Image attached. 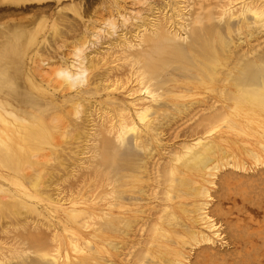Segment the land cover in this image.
I'll list each match as a JSON object with an SVG mask.
<instances>
[{"label":"bare ground","instance_id":"obj_1","mask_svg":"<svg viewBox=\"0 0 264 264\" xmlns=\"http://www.w3.org/2000/svg\"><path fill=\"white\" fill-rule=\"evenodd\" d=\"M13 1L16 0H11L12 4ZM105 1L110 8L117 7L118 11V6L123 5L122 0ZM141 1L143 3L140 4L136 1L135 6L139 4L142 8L133 10L130 7V14H124L122 10L116 14L122 18L121 23L111 17L104 27L108 33L107 41L121 48L119 53L123 54L124 60L130 61V78L135 77L139 84V87L127 88L129 103L113 92L122 86L106 83L104 72L96 71L101 69L98 66L102 60L91 55L102 52L99 51L102 44L100 42H92L94 47L87 53L83 43L88 41H77L70 51L72 56L62 57L61 64L54 69V61L47 57H41L39 62L35 60V67L47 85L38 81L23 63V56L28 48L35 46L39 41L37 34L30 36L37 27L35 31L32 28L29 35L31 39L28 41L26 38L27 43L22 40L25 31L20 32L17 28L20 32H15L17 37H11L13 39L10 41V33L6 34L9 40L0 46V88L3 90L0 94V105L3 107V110L0 109V164L13 173L10 176L0 174V177L15 186V189H12L0 183V221L7 217L25 221L24 216L32 212L51 223V213L59 217L62 212L64 218L59 219L62 225L65 224L64 231H68L70 242L66 241L63 236L65 234L62 235L56 228L52 231L53 235L49 232L50 235L47 236L46 230L42 234L33 225L35 230L31 232V229V233L28 231L27 235L23 234L24 238L28 239L29 234L31 236L39 230L41 234L37 232L32 235L28 245L34 243L33 247L29 246L30 250L33 248L35 252H39V258L47 259L49 264H113V261L106 259L104 255L111 249L120 250L121 243L113 240L109 233L122 231L130 236V264H187L191 252L194 249L196 251V247H205V255H201L199 251V256H204L203 259L227 262L233 248H229V245L223 248L222 244L227 242L223 239V233L235 228H226L228 230L223 232V226L216 221L215 215H212V190L217 183L215 179L222 170L225 172L235 168L244 171L248 169L249 162L231 147V141L228 137L225 138V135L234 133L252 137L255 145L247 147L244 152L252 159L251 164L256 167L264 164V48L262 44L261 48H258L260 45L256 46L254 43L253 49L244 46L246 39L251 42V39L260 34L264 36V0H241V9L238 11L233 8L232 0L222 9L216 4L217 0ZM22 2L19 0L17 5ZM135 9V15L132 16L131 13H134ZM188 16L193 19L188 20ZM238 16L239 22L237 27H234L231 19ZM224 20L226 25L221 24ZM129 21L130 35L127 27ZM71 27L70 29L73 28ZM59 37L58 39H61ZM36 50V54H41V50ZM33 57L31 59L34 61L36 57ZM173 68L182 70L181 73L185 77L187 71L194 70L196 80L192 78L194 76L191 73L187 74V80L191 78L198 83L187 81V92L183 93L165 89V84L169 81L163 76ZM50 85L54 86V89H49ZM194 88L206 89V92H211V98L208 95V101L196 99ZM102 90L107 92V97H103ZM101 95L102 98L99 99ZM173 96H176V99H173ZM99 114L103 116L101 121L97 119ZM179 118L185 119V122L193 121L194 130L193 126H189L188 130L192 128L198 133L191 130L192 135L196 136L188 142H183L181 149L172 152L167 160L161 162L158 158L160 149L167 150L171 147L161 138L160 130L164 124ZM129 132L135 134L133 141L137 148L136 151L130 150V157L124 160L130 168V176L127 177L128 175L123 173L126 181H120L121 174H116L117 177L120 175L117 178L113 172L114 177L112 175L109 181L112 182L113 178H116L112 191L118 196L120 192L127 191L120 188H129L132 200L130 217L114 215L112 210L101 211L99 214L92 208L78 207L80 203L75 197L78 190L75 192V189L69 188L71 193L68 197L60 196L64 189L61 182H67L69 178L72 181V177H77V167H86L87 174H84L87 177L89 168L93 167L92 172H95L94 167L99 166L94 163L95 160L100 159L101 161H98L106 163H103L101 168L98 167L101 170L103 167L104 170L108 167V170L112 167L111 163H115L117 159L116 163L119 162L122 156L120 159L116 157L119 152L115 149L119 147L114 140L123 144ZM108 133L109 136L115 134V138H110L112 135L109 137ZM80 139L85 141L80 151L69 145L80 143ZM86 153H91L87 158L89 162L86 157L83 158ZM123 157L122 159H125ZM120 164H124L123 161ZM116 165L120 170L119 164ZM122 166V169H126L125 165ZM102 174L100 171L99 177ZM232 174L227 173L226 178L221 175L228 180ZM92 175L94 177V173ZM81 179L78 177L81 182L85 177ZM262 179L264 180V177ZM72 184V188L78 186ZM2 188L4 195L1 194ZM150 189L156 190L159 195L163 194V197L150 198ZM262 191L264 192V188ZM70 199L68 203H72L71 206H66L68 203L65 201ZM141 200L144 202L141 203ZM44 201H48L43 204L50 212L48 214L39 207ZM109 204L120 205L118 202ZM217 211L219 213V208ZM69 224H76L78 227ZM90 227L92 229L86 232L82 229ZM230 234L228 235L232 237L235 235ZM23 236L19 238L23 240ZM16 238L17 236L15 240ZM236 239L234 241L233 238L230 245L239 247L240 242ZM15 240L13 238V241ZM51 240L54 244H51ZM219 241L221 245L216 246ZM22 243L17 246L20 247ZM22 246L25 254L27 251ZM18 249L20 251V248ZM23 253L20 251L23 260L19 258L25 263L24 260H28V257L26 258V254L24 257ZM4 256L7 257L6 254ZM7 260L0 255V264H7Z\"/></svg>","mask_w":264,"mask_h":264},{"label":"rangeland","instance_id":"obj_2","mask_svg":"<svg viewBox=\"0 0 264 264\" xmlns=\"http://www.w3.org/2000/svg\"><path fill=\"white\" fill-rule=\"evenodd\" d=\"M16 1H18L17 3H19V0H16ZM16 1H13V4H12L11 0H0V46H3L4 44H6L8 42L7 40H9V36H10V38L11 37H13V38L17 37V36H15V32L17 31L16 30L17 28H19L20 32L25 31L26 36L23 33H21V34H23L25 40L27 38L28 41H29V39H31L30 36L33 37L37 34L39 41L36 42L35 46L32 45V47L30 46L28 48L29 52L27 51L25 56H23V63H25L26 69L28 68L27 70L30 73H32V72L34 73V75L36 76L38 81L47 85L46 84L47 82L43 79V77H41V75H39V72H38L37 68L35 67V60L39 62L41 57H44V58L47 57L50 59V61H54L55 64L52 66V68L54 69L57 66H59V64H61L62 57L72 56L70 51H71V49H73V47L77 43V41H79V42L88 41V42L83 43V46L86 49L87 53L91 52V50L94 47L92 42H100L102 44H101V48H99V51H102V52L93 53L91 55L93 57H97L98 59H100V61L102 60L101 62L103 63V64L101 63L98 66V68H101V69H96V71L99 72L101 70L100 72H104L105 79L107 80L106 83L111 82V83H115V86H122L121 88L119 87L120 88L119 90L115 88L116 90H113V92L120 99H123V100H125L126 103H129L127 101V100H129V96H128L129 92L127 91V88H129V89L132 87L136 88V87H139L138 86L139 84H138V82L135 81V77L131 76V78H130V73H131L130 66L131 65L128 66V64H130V61L128 59L124 60V56H122L123 54L119 53V51H121V48H118L117 46L111 45V42L107 41L109 39L108 33L104 27H105L106 21L111 17L112 18L115 17L116 20L119 21L118 23H121L122 18L120 16H116V14L119 13V11L122 10L121 11L122 13L130 14L131 8L133 10H134V8H136V9L142 8V6L139 5L140 2H142L141 0H136L139 2V4L137 3L138 5H136V6H135L136 1L134 2V0H126V1L122 0V3L124 6L122 4L120 6H118L119 11H118L117 7H115V8H117L116 10H114L115 8L114 9L110 8V5L107 4L105 0L104 1L103 0H74V2H73V0H42V1L25 0L26 3H24L23 0H22L23 2L20 0V2H22L23 4L20 3L18 5H17ZM29 1H31V2H29ZM230 1L231 0H217L218 3L216 2V4H219L220 9H222V7H224V5L226 3H229ZM232 1H233L232 5H234L233 8H236L235 11L240 10L241 9L240 8L241 0H232ZM70 2H72V3H70ZM104 2L107 4V6ZM124 2H125V4H124ZM130 3H131V5H130ZM108 5H109V7H108ZM136 9H135L134 13H131L132 16L135 15ZM1 10H2V13H1ZM190 16H188V20H189ZM235 16H237V15H235ZM192 17H193V15H192ZM192 17L190 19H193ZM249 17L251 20H253L251 15H249ZM224 19H226V18H224ZM190 21H192V20H190ZM190 21H188V22H190ZM238 22H239V16H238V18L234 17L231 19V23L233 24L234 27L235 26L237 27L236 24H238ZM70 24L73 25V26L71 25L73 28L70 26ZM128 24H129L127 26L128 27V33L130 35V21L128 22ZM221 24L226 25L225 20ZM36 27H37V29H36ZM70 27L72 29H70ZM119 27L122 28L121 25H119ZM23 28H24V30H22ZM32 28L34 29V31L36 29V31L31 32ZM12 29H15V30L12 31ZM19 30L17 32H19ZM59 30H60V32H58ZM61 30L63 31L62 33H61ZM30 32L33 34H31ZM125 32H127V31H125ZM9 33H10L9 36L6 35ZM19 33H16V34H18V36H20ZM53 33H55V34H53ZM57 33H59V34L61 33V34L59 35ZM131 33H133V32H131ZM56 34H57V39L55 37ZM58 36H60L61 39H64V40L58 39ZM13 38H11L10 41H12ZM22 38H23V36H22ZM24 38L22 39L23 42L27 43V40L25 41ZM45 38L47 40H45ZM56 40H60V41L58 42ZM246 40H247V42L244 44V46H246L248 49H251L250 47H252V49H253L254 45H256V46L260 45V47H258V48H261V44H262V47L264 48V36L262 34L251 39V42L249 39H246ZM30 42H31V40H30ZM253 43H254V45H253ZM37 48L39 50H41V52H40L41 54H39V55L36 54ZM112 48H114V49H112ZM35 50H36V52H35ZM113 51H114L115 55L113 54ZM64 52H65V54H64ZM118 54H120V56ZM33 56L38 58V59L35 58L33 61V59H31ZM116 57H117V59H116ZM122 57H123V59H122ZM115 59H116V61H115ZM120 59H122V60H120ZM112 60H114V61L111 63ZM126 60L129 62H127ZM118 62H120V63H118ZM125 62H127V64ZM120 64L123 66H121ZM105 67L107 69H105ZM181 72H183V71L180 69L174 70V68H173L164 74L163 78L164 79L166 78V80L169 81V83L166 81L167 83L165 84V89L167 88V89L173 90L176 93H183V92H187L186 91L187 90V87H186L187 81H188V83H194V84L198 83L197 81L194 82V80H196L194 70H192V72H191V70L187 71L188 73H186V77ZM189 73H191L194 76V77H192L193 79L195 78L194 80L191 78L187 80V76H188L187 74H189ZM172 74H174V75H172ZM189 77H190V75H189ZM190 80H193V82ZM184 81H186V82H184ZM24 85H25V83H23V87H24ZM49 89H54V86L50 85ZM193 90H194V94H195L194 97H196V99H201V100L205 99L206 100V98L209 96H210L209 98H211V92H209V91L206 92L207 90L204 88H197V90L194 88ZM139 92H137V93H139ZM1 93H3V90H1V88H0V94ZM102 94H104V96H103L104 98H105V96L107 97V95H106L107 92L103 91ZM139 94H141V92ZM194 97H191V98H194ZM101 98H102V95L99 97V99H101ZM209 98H208V100H209ZM173 99H176V96L175 97L173 96ZM208 100H206V101H208ZM14 104L17 105V103H14ZM197 106H199V105H197ZM1 107H0V109L3 110V107L2 108ZM194 111H197V110H194ZM100 112H101V110H100ZM97 119L101 121L103 119L102 114H99ZM185 119H180V118L177 120L175 119V120H172L171 122H169L168 124L166 123L162 126V128L160 130V136H161V138H163L166 141L167 144L170 145L171 149H167V150H161L160 149V155L158 156V158H160L159 160L161 162H164L165 160H167V158L172 155V152H176L179 149H181L182 146L184 145V144H182L183 142H188L194 138L193 136H196V134L192 135V132H190L192 130V128H191V130H188L189 126L190 127L193 126L194 122L191 121V123H190V120L189 121L186 120L187 122H185L184 121ZM193 130H194V126H193ZM193 133H198V131L197 130H196V132L193 131ZM111 135H112V137H110ZM114 135L110 134V136H109V133H108V136L112 139H113V137L115 138L116 135L115 136ZM134 136H135V134L132 132L127 133V135L125 137L126 140H125V142H123V144L122 143L118 144V142L116 140H114L116 142V143L115 142L114 143L117 144L116 146L119 147V148L116 147V149H115L116 152L117 151L119 152L118 154H116V155H118L116 157L119 158L121 156L122 157L124 156L123 158H125V159H122V157H121V160H119V162L121 163V161H123L124 164H122V165H125L124 167L126 169H124V168L122 169L123 166L119 162L116 163V161L118 159L115 161V163L113 162L114 165L111 163L112 167H109L108 170H106L108 168V167L106 168V166H105V168H106L105 170H104V167L102 170L100 169L101 168L100 166L101 165L103 166L104 161L100 162L101 161L100 159H98L100 161L95 160L94 163L95 164L97 163L96 165H99L98 167H100V168H98L97 166L94 167L95 170L94 169L93 170L95 172H96V170H98L97 173L92 172L93 167L91 169L89 168L91 170V172L94 173V177H93V175L89 169H88L89 172H88L87 177L85 176L87 174V172H86L87 168L86 167H77L76 168L77 177H75V176L72 177L71 178V180L73 179L72 181H70V178H69V180H67L68 185H67V182H65L64 180H63V182H61V184L63 183L62 186L64 189L62 190L63 193L60 196L63 195V197H68V196H70V193H71V190L69 188H71L72 190L75 189V192H76V190H78L77 191L78 193L76 192L75 193L76 195L74 194L76 197V201H78L80 203L78 205V207L86 206V207L92 208L95 212H97L99 214H101L100 213L101 211H105V210L107 211L108 210L110 212L112 210L111 212L114 215H120V216L124 215L125 217H130V204H131L130 200H131V198H130L129 188L128 187L120 188V189H126L127 191L124 193L120 192L122 195L120 194L118 196L117 193H116L117 195L114 194L115 193L114 190L112 191V189H114V185L116 184V183H114L115 182L114 179H116V178H113L112 182L109 180L112 179L113 172H114V175H116V174L118 175V173L121 174L120 178L122 180L120 179V181H126L125 176H127V175H128L127 177L130 176V168L127 165V163L125 164L124 160H126V157H130V155H129L130 150H131V152H132V150H134V151L137 150V148L135 147V145H136L135 141H133V140H135ZM227 137L231 141L230 142L231 147L241 154L240 155L241 158L248 160L249 164H248V169L244 170V171L240 170V169H235V168H231V171H230V169L227 170L229 172H227L226 170L224 172L222 170L221 174L225 178H226L227 173L228 174L233 173V174L230 175L228 180L224 179L221 174L218 175V177H216V179H215V180H217L216 181L217 183H216V185H214L213 190H212V201H211V207L210 208H211V210L212 209L214 211L216 210L215 212L212 210L213 211L212 215L213 216L215 215L214 218L216 219V221L223 226L222 227L223 232H224V230L226 231L228 229H232L230 227L235 228V230L234 229H232V231L229 230L230 232H233L231 234L229 231H227L226 233L225 232L223 233V236H224L223 239H224V241H227L226 243L222 244L223 248L228 247V245H229V248H233V250L230 254L231 257L229 256V259L227 260V262L226 261H224V262L227 264H264V192L262 191L264 188V180L262 179L264 177V171H263L264 169H262V168H264V164L261 166L258 165L256 167V165L251 164L252 159L248 158V156L244 152V149H246L247 147H253L255 145L254 144L255 140L252 137H245V136L237 135L234 133L233 134H226L225 138H227ZM84 144H85V141L80 139V143L77 142L75 144H69V145L72 147H75L76 150L80 151L79 149H82ZM120 144H121V146H119ZM65 146H67V145L65 144ZM131 148H133V149H131ZM138 151H139V149H138ZM126 152L128 153V156H126V154H127ZM83 155H84L83 158L86 157L85 159L87 160V162H89V160L87 158L90 157L91 153H86ZM74 156H76V155H74ZM102 158L103 157H101V159ZM90 160H91V158H90ZM104 164L106 165V163H104ZM116 164H119L120 167L119 166L118 167L120 168V170L117 168ZM109 165H110V163H109ZM254 167H256V168L254 169ZM112 168H114L113 171H112ZM99 170L101 171V173L103 172L102 176H100V177H99V175H100ZM262 171H263V173H262ZM80 173H82V175ZM84 173H86V174H84ZM0 174H2L4 176H10V174H13V173H11V171H9L8 169H6L5 167H3L0 164ZM122 174L125 176L123 177ZM109 175H111V177H108ZM114 175H113V177H114ZM117 175L115 177H117ZM235 175H236V177H235ZM97 176H98V178H97ZM119 176L117 178H119ZM233 176L235 179H233ZM78 177H79V179H81L80 177H83V178L85 177L84 180H86V179L87 180H86V182L84 180H83V182H81L80 180H78ZM260 178H261V180H260ZM74 181L75 182L79 181L78 183H76V184H78V186L75 184ZM69 182L74 183V186H77V187L72 188L73 184L72 183L69 184ZM88 182H89V184H88ZM129 182H130V180H129ZM0 183L5 184L6 186L12 187V189H15L14 185L10 184L8 181H5L1 177H0ZM250 183H251V185H250ZM252 183H253V185H252ZM65 184H66V186H65ZM80 186H82V187H80ZM67 189L69 191H67ZM2 190H3V188H2ZM115 190H116V187H115ZM79 191H81L80 195H79ZM3 192H5V191L3 190L1 194H3ZM111 192H113V193H111ZM77 195H79V196L77 197ZM261 195H263V197ZM116 196H118V197H116ZM149 196H150V198H156V197H163V194L159 195V193H157L156 190L150 189ZM261 199H262V201H261ZM70 201H71V199L67 200L65 202L68 203ZM185 201L191 202V200H185ZM45 202H48V201H44L43 203H41L39 205V207L45 213L48 214L50 212L47 210L45 205H43V204H45ZM113 202L114 203L118 202V203H120V205L117 204L116 206L115 205L110 206L109 203H113ZM134 202H136V201H134ZM142 202H144V201L141 200V203ZM138 203H140V200L138 201ZM71 204L72 203H68L66 206H71ZM108 204L110 207L107 206ZM111 207H114V208H111ZM218 208L220 210L219 213L217 211ZM221 212H223V213H221ZM216 213H218V214L216 215ZM219 215H221V216H219ZM51 217L52 218L50 220L52 222L50 223L48 219H44L42 217L39 218L38 215H36L32 212H28L24 216L25 221L23 219H22L23 221H21V219L16 220V217H15V219L12 217H7L6 219L4 218L5 220L0 221V227L2 228V229L0 228V248L2 250V251H0V255H1V257L8 259L6 261L7 264H27V263L28 264H30V263H35V264H41V263L44 264L45 263V264H47L48 263L47 259H43V257L39 258V255L41 256V254L39 252L36 251L37 252V254H36V252L33 248H31V250H30L29 246H32L34 243H32L31 245H28L31 243L29 238L31 239V236L35 235V233L37 234V232L39 230L41 231L42 234L46 230L45 233H47V236H49L50 233L56 228L59 230V232L62 235L65 234L66 236L63 235L64 238H66L65 240L70 242L69 241L70 238L68 239V237H69L68 231L66 229H65L66 231H64L65 224H63L64 225L63 226L61 221H60V219L64 218V215H62V212H60V214H59L60 219L56 214L54 215L52 213H51ZM49 224H53V226H49ZM33 225L35 226V229L38 228L39 230H36L37 232H34L31 236H29L30 235L29 234L28 235L29 238L26 236L28 239L24 238L25 236H23V234H25L28 231L30 232L31 229H32L31 232L33 231V229H34ZM69 225L70 226L74 225L75 228L78 227V226H76V224H69ZM226 226H228V227H226ZM226 228H228V229H226ZM82 229L86 232V230H90V229H92V227H90L88 229L87 228H82ZM122 232L115 233V234L113 232L109 233V236H111L113 238V240L121 243V248L119 247L120 250H114V249L110 248L111 250L109 252L105 253V255H104L106 259L112 260L113 264H130V259L132 258L130 256V236H128ZM235 232H239V233L236 234ZM28 233H26L25 235H27ZM41 233L38 232V234H41ZM227 233L230 235L235 234L236 236L234 235L232 237V236H229ZM51 234L53 235V232ZM226 234H227V236H226ZM45 235L46 234H44V236ZM16 236H17V238H16L17 240H15ZM21 236H23V238H24L23 240H22V238H19ZM231 237H232V239H231ZM13 238L15 241H13ZM228 238H230V239H228ZM233 238H234V241L236 238L238 239V240L236 239V241L240 242L238 245L239 247H235L234 244L230 245V241H232ZM50 239H52V236ZM27 240L30 242H28ZM22 241H23V243H22ZM16 242H18V243L16 244ZM24 242L26 243V245ZM51 242H52L51 244H54L52 240H51ZM20 243H22L20 245V247L17 246ZM245 243H246V245H245ZM220 245H221V241L216 243V246H220ZM15 246H16V248H15ZM21 246L23 247L24 250L26 249L27 252L29 251L28 254L30 256V259H29V256H27L28 255L27 252H25L26 258L28 257L27 258L28 260H24L25 263L21 262V260L19 258V257H21V259L23 258V255L20 254V251H21V253L24 252V251H22ZM216 246H214V247H216ZM25 247H27L29 250ZM3 248H5V250ZM18 248H20V251ZM201 248L202 247H198V249H197V247H196V251L194 249V251L191 252V257H190L187 264H218L219 263L220 260L214 261V260H210V259H203L204 256H201V255H205V252H204L205 250H203L205 247H203V249H201ZM258 248H259V251H258ZM35 249L38 250L37 247ZM253 249H255V250H253ZM70 250H71V248H70ZM13 251L15 252V254H17V256H15ZM31 251L33 253H31ZM199 251L201 254L200 256H199ZM256 251L258 253H256ZM2 252L3 253L5 252L4 254H6L7 257H5ZM8 253L9 254L11 253V255H9ZM133 253H134V251H133ZM25 254H24V257H25ZM35 254L37 257L35 256ZM248 254H250L251 256H249ZM236 255H238V256H236ZM8 256L12 257L13 259L9 258ZM16 257L19 259H15ZM34 257H36L37 259ZM16 261H18V262H16ZM39 261H41V262H39ZM224 262H223V260H221L219 264H221V263L225 264Z\"/></svg>","mask_w":264,"mask_h":264}]
</instances>
